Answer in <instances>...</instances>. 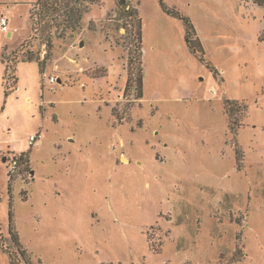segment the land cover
Listing matches in <instances>:
<instances>
[{
	"label": "rangeland",
	"instance_id": "374dc122",
	"mask_svg": "<svg viewBox=\"0 0 264 264\" xmlns=\"http://www.w3.org/2000/svg\"><path fill=\"white\" fill-rule=\"evenodd\" d=\"M35 2L0 0V264H24L9 204L28 264H264V0H163L216 73L158 0L86 1L45 34Z\"/></svg>",
	"mask_w": 264,
	"mask_h": 264
},
{
	"label": "trees",
	"instance_id": "16d2710c",
	"mask_svg": "<svg viewBox=\"0 0 264 264\" xmlns=\"http://www.w3.org/2000/svg\"><path fill=\"white\" fill-rule=\"evenodd\" d=\"M86 1H91V0H36L33 6L35 8L34 12H32L30 15L33 30L45 34L47 33L48 30H51L54 26L56 30L59 28H63L62 29L63 32L69 29L72 30V32L76 31L79 28V23L81 21L82 14L86 12L85 11L86 8H84V3ZM158 4L161 10L165 14H167L170 17L177 18L183 22L184 27H185L184 41H185L186 47L188 48V51L192 55H194L200 61V63L206 64L207 68H209L212 71V73H216L213 67L209 63L206 62L205 57H204V52L201 47V43L197 39L194 28L191 22L189 21V19L181 16L177 11L173 9H168L164 5L163 0H158ZM126 18L131 19V15H126ZM132 23L134 22L132 21ZM140 23H139V20H137L135 23L136 24L135 25V28H136L135 62L132 58L128 60L127 63H128L129 77L126 80V83L135 84L136 90L139 95L136 99H139L141 97L142 78H143L142 67H141V62H142L141 52H140L141 48L139 46L141 44V25ZM33 61H34V58H32L31 55H29L27 56L26 61H23V62H33ZM8 68L10 67L8 66ZM38 68H39V72L43 73L44 64L38 62ZM15 89H16L15 87L14 88L6 87L5 93L15 90ZM229 103L234 105L233 101ZM232 107L233 106H231V108H228L229 109L228 113L232 112V117H233V114H235L236 110H233ZM234 123L236 124L235 121ZM231 128H233L232 133H236L235 132L236 126L233 123L231 124ZM18 157H19L20 164L22 163L25 166L28 164V160L27 158H25L24 154H21ZM9 207H10L8 211L9 222L7 226L8 235H9L11 243L16 248V251L20 255L24 264H28L29 258L25 250L23 249V246L19 240V235L15 228L13 213L11 210V204H9ZM11 256H12L11 259L13 262L12 253H11Z\"/></svg>",
	"mask_w": 264,
	"mask_h": 264
},
{
	"label": "built area",
	"instance_id": "2783aa9c",
	"mask_svg": "<svg viewBox=\"0 0 264 264\" xmlns=\"http://www.w3.org/2000/svg\"><path fill=\"white\" fill-rule=\"evenodd\" d=\"M0 32L9 33L8 20L5 16L0 17ZM50 83H54V79H50ZM40 139L39 133H34L28 138V148H32L38 145ZM8 173L15 174L19 168V157L16 155H11L8 160Z\"/></svg>",
	"mask_w": 264,
	"mask_h": 264
},
{
	"label": "water",
	"instance_id": "95a60500",
	"mask_svg": "<svg viewBox=\"0 0 264 264\" xmlns=\"http://www.w3.org/2000/svg\"><path fill=\"white\" fill-rule=\"evenodd\" d=\"M9 37H10V34H9ZM81 45H82V42H80L79 46H81Z\"/></svg>",
	"mask_w": 264,
	"mask_h": 264
},
{
	"label": "crops",
	"instance_id": "0c3cea01",
	"mask_svg": "<svg viewBox=\"0 0 264 264\" xmlns=\"http://www.w3.org/2000/svg\"><path fill=\"white\" fill-rule=\"evenodd\" d=\"M7 37H9V34L7 33ZM7 232H8V229H7Z\"/></svg>",
	"mask_w": 264,
	"mask_h": 264
}]
</instances>
